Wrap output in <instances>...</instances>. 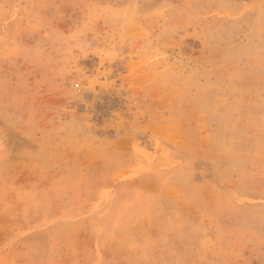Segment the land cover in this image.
I'll return each instance as SVG.
<instances>
[{"label": "rangeland", "instance_id": "rangeland-1", "mask_svg": "<svg viewBox=\"0 0 264 264\" xmlns=\"http://www.w3.org/2000/svg\"><path fill=\"white\" fill-rule=\"evenodd\" d=\"M0 264H264V0H0Z\"/></svg>", "mask_w": 264, "mask_h": 264}]
</instances>
